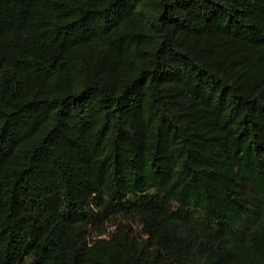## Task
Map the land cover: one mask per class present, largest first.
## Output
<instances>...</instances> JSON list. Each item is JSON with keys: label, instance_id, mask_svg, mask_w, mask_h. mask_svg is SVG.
Here are the masks:
<instances>
[{"label": "trees", "instance_id": "1", "mask_svg": "<svg viewBox=\"0 0 264 264\" xmlns=\"http://www.w3.org/2000/svg\"><path fill=\"white\" fill-rule=\"evenodd\" d=\"M24 263L264 264V0H0V264Z\"/></svg>", "mask_w": 264, "mask_h": 264}, {"label": "rangeland", "instance_id": "2", "mask_svg": "<svg viewBox=\"0 0 264 264\" xmlns=\"http://www.w3.org/2000/svg\"><path fill=\"white\" fill-rule=\"evenodd\" d=\"M133 201V198H130ZM105 199H97L95 200L94 204H92L91 210V217H92V224L86 229L87 230V240L91 242V240H96L100 233H102L101 237H107L113 227H109L103 223V214H104V206H105ZM172 208H176V205L172 204ZM26 264V263H24Z\"/></svg>", "mask_w": 264, "mask_h": 264}]
</instances>
